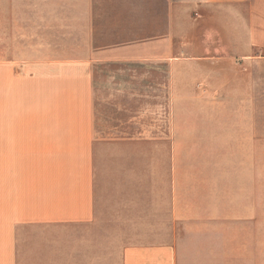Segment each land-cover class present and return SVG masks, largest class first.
Segmentation results:
<instances>
[{
  "label": "crops",
  "instance_id": "obj_1",
  "mask_svg": "<svg viewBox=\"0 0 264 264\" xmlns=\"http://www.w3.org/2000/svg\"><path fill=\"white\" fill-rule=\"evenodd\" d=\"M259 140L264 0L0 14V264H264Z\"/></svg>",
  "mask_w": 264,
  "mask_h": 264
},
{
  "label": "rangeland",
  "instance_id": "obj_2",
  "mask_svg": "<svg viewBox=\"0 0 264 264\" xmlns=\"http://www.w3.org/2000/svg\"><path fill=\"white\" fill-rule=\"evenodd\" d=\"M9 0H0V14L5 12ZM256 202H257V244L262 239L264 221V141H257L256 146Z\"/></svg>",
  "mask_w": 264,
  "mask_h": 264
}]
</instances>
